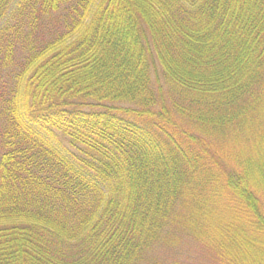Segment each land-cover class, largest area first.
I'll use <instances>...</instances> for the list:
<instances>
[{
    "label": "trees",
    "instance_id": "1",
    "mask_svg": "<svg viewBox=\"0 0 264 264\" xmlns=\"http://www.w3.org/2000/svg\"><path fill=\"white\" fill-rule=\"evenodd\" d=\"M0 83V264H264V0H0Z\"/></svg>",
    "mask_w": 264,
    "mask_h": 264
},
{
    "label": "rangeland",
    "instance_id": "2",
    "mask_svg": "<svg viewBox=\"0 0 264 264\" xmlns=\"http://www.w3.org/2000/svg\"><path fill=\"white\" fill-rule=\"evenodd\" d=\"M2 87L3 83H0V88L2 89ZM2 128L3 124L0 121V130ZM60 136V142L62 145L73 152L70 147V141L66 137L62 135ZM188 228L191 229L189 226ZM179 235L183 237L182 241L179 243H176L171 239L165 246L163 243L157 248L155 258L162 264H175V262H178L179 264H219L215 254L212 253L209 248L195 244L193 240L194 245L191 241V237H188L186 233L184 235Z\"/></svg>",
    "mask_w": 264,
    "mask_h": 264
}]
</instances>
